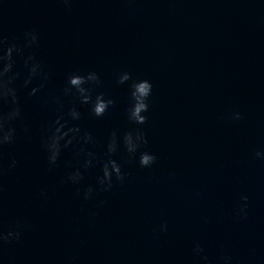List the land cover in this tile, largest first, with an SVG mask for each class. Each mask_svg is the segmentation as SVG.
Returning <instances> with one entry per match:
<instances>
[{
  "label": "water",
  "instance_id": "obj_1",
  "mask_svg": "<svg viewBox=\"0 0 264 264\" xmlns=\"http://www.w3.org/2000/svg\"><path fill=\"white\" fill-rule=\"evenodd\" d=\"M32 27L51 80L40 97L21 94L32 138L21 132L0 150V230L24 225L20 240L0 242V264H202L197 240L212 264H264V161L255 159L264 148V0H3L0 34ZM93 69L117 104L103 117L78 105V123L101 141L126 127L127 89L115 73L150 78L145 127L159 160L150 169L126 162V183L85 201L61 182L64 163L49 171L39 136L53 115L45 98L69 73ZM235 111L244 118L233 120ZM12 155L20 164L8 170ZM243 195L246 219L237 215Z\"/></svg>",
  "mask_w": 264,
  "mask_h": 264
},
{
  "label": "clouds",
  "instance_id": "obj_2",
  "mask_svg": "<svg viewBox=\"0 0 264 264\" xmlns=\"http://www.w3.org/2000/svg\"><path fill=\"white\" fill-rule=\"evenodd\" d=\"M71 6L73 0H62ZM3 4V0H0ZM41 33L35 28L26 29L22 37H7L0 34V106L7 104L5 111L0 108V150L17 143L21 132L30 140L31 125L25 116L22 93L28 97H40L51 80V68L38 54ZM116 83L127 89L128 102L125 107L127 126L112 128L101 141L93 131L78 123L82 112L78 105L87 106L95 117H103L113 109L117 101L104 88V80L99 71H73L58 94L45 98L51 106L53 115L41 124L39 142L45 155L49 171L66 166L62 183L77 186V195L85 201L93 200L101 193H110L117 184H124L131 177L126 170V162L138 161L141 168H152L159 160L156 152L148 145L149 135L146 125L152 109L155 84L150 78L134 76L131 71L121 69L115 73ZM65 98L71 103L65 104ZM231 118L235 121L244 118L243 113L235 111ZM71 160H65V153ZM255 159L264 161V148L255 151ZM20 160L12 155L7 168L15 169ZM95 170L93 182L85 184L90 173ZM4 171L0 162V174ZM42 195L46 192L42 190ZM237 215L248 217L249 197L243 195ZM105 201L101 200L102 205ZM24 225L17 222L7 232L0 230V242L20 240ZM168 231V220L163 219L157 229ZM194 253L202 264H212L199 240L195 241ZM225 264H232L231 257H225Z\"/></svg>",
  "mask_w": 264,
  "mask_h": 264
}]
</instances>
